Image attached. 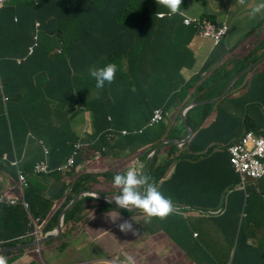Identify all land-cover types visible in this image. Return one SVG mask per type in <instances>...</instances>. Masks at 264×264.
I'll list each match as a JSON object with an SVG mask.
<instances>
[{
  "label": "trees",
  "instance_id": "1",
  "mask_svg": "<svg viewBox=\"0 0 264 264\" xmlns=\"http://www.w3.org/2000/svg\"><path fill=\"white\" fill-rule=\"evenodd\" d=\"M185 3L187 1L182 0V5ZM78 9L80 10L76 13ZM165 9L157 0H41L40 5L35 0H11L1 9L0 81L3 90L0 91V160H3L4 150L1 145L5 138L10 149L18 147L19 140L10 132V127L24 121L25 116H36L50 124L51 131L37 126L41 133H36V136L44 133L51 137L50 140H45L46 146L52 148L50 162L53 168L60 166L58 160L64 162L73 155L72 142L76 139V130L72 128L74 125H71V118L77 119L83 113L90 117L95 132L99 135V149L108 145L107 132L113 127L129 130L132 134L127 136L128 139L144 140L134 145L131 148L133 150L153 145L163 136L174 137L181 113L174 118L175 125L171 130L168 121L146 128L154 115V108L165 110L164 113H173L175 106L177 110L182 105L183 108L192 88H196V92L202 91L196 96L198 101L213 98L215 93L209 89L214 85L213 79L202 81L211 72L208 61L197 65L199 57H188L186 54L188 39L191 37L190 26L183 24V16L179 14L157 17V12ZM143 10V14H140L139 11ZM132 11L135 12L134 15L139 13V18L138 15L133 17ZM133 19L136 20L135 24L132 23ZM37 23H40L41 28L38 29L39 45L36 52L26 62L19 64L17 59L25 57L29 46L34 43ZM58 49H63V52L56 53ZM104 64L115 65L117 74L111 86L98 90L94 80L88 76V68L90 65ZM246 65L247 63L241 62L236 72ZM184 66L188 68L185 73ZM140 71L143 72L141 75ZM232 75L229 72L225 81L228 82ZM251 81L247 92L252 88L254 95L250 98L247 92L241 95V108L248 106L249 109L254 104L263 106L264 70L255 74ZM5 96L9 99L8 102H5ZM79 98L85 102L81 104H85L86 109H80ZM216 105L214 102L194 107L190 110L189 122L194 120V114L196 123L204 121ZM248 109L246 119L249 117ZM61 113L64 114L61 116ZM218 113L217 123L228 120L222 109L219 108ZM254 122L255 120H246L244 124L247 129H252L255 127ZM260 126L261 123L257 129ZM142 129V133L133 132ZM215 135L213 125L202 128L191 141L193 150L197 153L206 150ZM122 147L116 146L115 151ZM171 155L172 150L168 157L161 159V164L156 169L160 172L159 176L166 173L170 175L157 180L156 185L165 196L172 198V206L191 205L199 209L217 210L224 191L233 188L238 179L229 162L228 153L225 154L223 148L215 146L210 148L207 156H202V164L179 160L172 169L168 164V160L173 157ZM4 165L7 166L8 162ZM32 167L33 163L23 165V169L29 171ZM11 170L13 174L17 173L16 168ZM114 174L115 171H110L109 176L112 178ZM50 175H44V181ZM28 194L33 210L47 218L54 206L53 201L34 197L32 189L27 191ZM262 194L263 191L255 196L258 208L250 210L247 209L249 194L245 197V192L241 189L229 190L225 195L222 214L212 219L214 227H220L234 246L229 264H264ZM41 206L46 207L47 214L41 209L36 210ZM189 213L188 210H172L163 218L150 219L160 226L166 236L173 231L176 235L187 237L189 232L188 237L191 238L194 232L197 236L199 234L195 231V224L189 223L193 219L184 217ZM0 223V241H18L28 231H32L29 217L22 205H0ZM160 223H168L169 227H162ZM54 224L56 222L50 227L53 228ZM201 233L209 236L204 230ZM192 246V255L200 257L203 251L201 240L192 242ZM224 263L227 261L220 262Z\"/></svg>",
  "mask_w": 264,
  "mask_h": 264
},
{
  "label": "crops",
  "instance_id": "2",
  "mask_svg": "<svg viewBox=\"0 0 264 264\" xmlns=\"http://www.w3.org/2000/svg\"><path fill=\"white\" fill-rule=\"evenodd\" d=\"M256 2L257 0H188L187 3L182 5V8L190 15H211L214 21L219 23L226 22L229 25V31L220 45H214L210 38L198 35L189 27V35L191 37L188 39L185 50L188 57L191 55L199 57L197 59V65H202L205 61H208L210 64L211 72L204 77L202 81H207V78L213 79L214 85L209 87V89L215 93L213 98L218 96V99L216 98L217 100H210L204 103L216 102L217 105L213 108L208 118L198 123L195 121V114L193 115L194 120L189 122V113L194 107L203 104H198L189 109L186 125L182 123L180 117L178 130L174 137L163 136L159 141L154 142L153 145L140 150L134 149L135 152H139V156L136 157V160L133 162L122 160L124 162L122 164L125 165V167H138L141 174L145 176L149 175L148 178L152 179L150 170L155 167V174L159 176L160 172H157L156 169L161 164V159L169 156L170 150H172L171 156L173 157L168 160V164L172 169L174 164L179 160H183L184 163H201V160L204 159L202 156H207L210 152V148L215 146L223 148L225 154H227L226 147L235 142V140L247 129L244 124L246 120H255V122H257V127H252L251 130L262 133L261 131L264 127V103H262L263 106L261 107L255 104L251 105L247 112L249 117L246 119L245 113L247 106L241 108L240 102L241 95L246 93L249 84H252L251 80L253 76L264 70V68H262L260 71L254 72L255 68L264 61V30L256 33L253 40H247L248 33L260 25L252 24L247 28L241 27V23L252 19L249 17L248 12L255 6ZM255 18L258 22L264 21V11L257 14ZM257 46L258 48L254 50ZM241 53L244 54L243 57H241ZM241 62L247 63V65L244 69L236 72V68L239 67ZM184 67L185 71L183 72L185 73L188 68L186 66ZM241 71L244 72L237 78V81L242 78L240 82L234 88H232V85L229 90L226 91L227 85L231 79ZM229 72L233 75L232 78L226 82L225 77ZM186 79L188 80L189 78ZM196 86L199 89V85L196 84ZM201 92H199V90L196 92V88H192L190 94L185 99V103L188 104L190 102H201L205 100H196V96H199ZM247 93L249 98L254 95L252 88ZM94 96H97V94H94ZM182 106L179 110L175 109L176 106L174 107L172 110L174 118L181 113ZM219 108L226 114L227 121L222 120L219 123L216 122V118L219 115ZM87 121H90V117L84 115L74 120L76 134L86 132L89 127L86 125ZM259 122L261 126L257 129L260 125ZM211 125L214 126V134L216 135L206 150L204 149L203 152L197 153L193 150L194 147L191 141L202 128L210 127ZM16 127H23V121L19 122ZM171 128L172 127H170V130ZM36 132L39 133L37 130ZM181 139H187V141L183 144L176 141ZM143 141L142 138L128 139L127 137H122L118 141V146L121 145L123 147L118 151L119 153H127L128 148L133 150L131 148H133L134 145L140 144ZM5 148L10 150L9 144H6ZM152 152L154 156L151 158L150 155ZM111 161L112 160H110V162ZM110 162L109 164L100 163V166H89L86 160H78L79 167L75 176H71L73 173H71L69 169H66L53 172L45 181V177L38 178V176L30 180L32 192L35 194V197L46 198V200H54L55 202L54 209L51 210L49 219L46 220L45 231L46 227L50 226L55 219L57 220L56 215H60V212H58L59 209L66 206L69 201H72L85 191L92 190L100 192L109 197L118 194V188L113 186L112 180L105 178L107 169L114 170ZM0 166L2 167V169H0V180H10L12 178L11 174L6 171V167L3 165ZM91 177L94 181L90 180ZM254 185L257 190H261L256 184ZM246 190L248 191L247 188ZM261 191L264 192V187ZM81 201H83L84 204L74 214L70 215L69 219L67 218V223L65 222L66 226L64 225L65 228H63V231L60 229L58 234L52 235V240H48V242L44 243L41 254L37 252V249L32 248L18 250L16 249L18 247H16L8 251L4 249L3 253L7 255H0V262L6 261L9 262L8 264H112L119 255L121 260H132L135 264H157L158 262H154V258L147 257L148 253L151 252V244L155 246V255H163V259H160V264H162L163 261L167 264H177L178 259L184 260L187 256L190 258L195 257L192 255V242H195V240H193L192 237H188L189 232L187 233V237H183L176 235L172 231L167 236V252L159 249L158 247L160 246L161 239L154 240V242H152V240L154 234L159 233L161 236L163 235L162 229L156 222H149L151 217L148 216H146L147 221L140 217L141 221H138L140 228L137 226L134 227L137 230L136 233L140 231L146 240V244L140 243V245L143 246V251L136 254L133 250L128 248L127 233L120 231L117 236L111 234V231L120 222L128 220L132 216H136L134 212L123 211L131 215L129 218L125 217L121 209L99 198H95L90 194L84 196ZM110 215L115 221H112ZM201 220L202 219H197L193 223L191 221L189 223H191V225L195 224L196 230H206L208 235L210 233L211 237L205 239L200 238L199 235V240H201V245L203 246L202 255H200V257H195L197 261L195 263L191 262V264H220L223 260L231 262L234 247L230 244V239L226 237L227 234L225 235L220 227L215 226V228L213 223L203 222ZM58 225L59 221L54 229L58 228ZM160 225L162 224L160 223ZM162 227L168 228L169 224L165 223ZM52 230L46 232L48 233ZM219 230L222 231L223 235ZM22 241L25 244L30 243L29 239H24ZM1 247L8 248V245H2ZM26 247L28 248L29 246ZM172 257L177 258L173 259Z\"/></svg>",
  "mask_w": 264,
  "mask_h": 264
},
{
  "label": "clouds",
  "instance_id": "3",
  "mask_svg": "<svg viewBox=\"0 0 264 264\" xmlns=\"http://www.w3.org/2000/svg\"><path fill=\"white\" fill-rule=\"evenodd\" d=\"M10 1L11 0H4V2H1L0 0V10L5 8ZM35 1L37 2L38 5H40V0H35ZM157 3L162 4L167 9V11L161 10L157 12V17L159 18H163L165 16L171 17L173 15L179 14L183 16L182 22L184 25L192 27V29L198 35L205 37V38H210L214 45H220L223 38L227 35L229 31L228 23L216 22L212 19L211 15H205L204 17L203 15L197 16V15L188 14L186 10L182 8V0H157ZM262 11H264V0H257L255 6L252 7L250 11L248 12V15L250 18H255L257 14L261 13ZM160 13H162V15H159ZM190 18L198 19L200 21V24H202L201 27H199L198 26L199 24L194 21L188 23ZM205 20L207 21V23L212 25L213 31L215 29L217 30L224 26L227 27L226 32L223 34V36L218 41V43L215 42L214 36L203 34V29L206 27V24L204 23ZM36 27H37V32H36V36L34 37V43L29 46L28 53L25 57L17 59L19 64H23L24 62H26L28 58L33 56L36 52V49L39 45L38 29L40 28V23H37ZM55 52L61 54L63 52V49H58ZM116 74H117V67L112 64L90 65L88 68V76L89 78L94 80L95 88L98 90H103L106 87L111 86L113 84L114 77L116 76ZM236 81L237 79L234 81L232 85H234ZM2 90H3V85H2V82L0 81V91ZM217 97L212 98V99L217 100L218 99ZM212 99H205V100H212ZM4 100L5 102H8L9 99L5 96ZM78 102L80 103V106H79L80 109H86L85 104H81V103H85L83 99L79 98ZM83 115L87 116V114L85 115V113H83ZM181 116H182V112H181ZM186 119H187V116H186ZM74 120L75 119L72 117L71 125L72 123L74 125ZM108 121H111V120L108 119ZM163 121H168L169 122L168 125L172 127L175 124L174 114L169 111V114L167 115L165 119L162 120V122ZM149 123L150 121L147 123L146 128H152L155 126V125L149 126ZM86 125L89 126L86 132L76 134V139L74 140V142H72V144L74 145L73 155L64 162H62V160H58L60 162L59 164L60 166L55 167V168L51 167V162H50V156L52 155V148H49L48 146H46L47 143L45 140V139L50 140L51 137H49L48 134H44V133H42L40 137L36 136V133H37L36 130L38 131L37 126L41 128L42 130L51 131L50 124H47L46 121L39 119V118L25 116V120L23 121V127H16V126L10 127V132L14 133L17 136L19 141H17L18 147L14 146L10 150H8V148H5L6 144H9L6 138L3 140V143L1 145V148L4 150V153L2 157L3 160H0V165H3L4 167H6V171H8L11 174L12 178L10 180H0V205H5L9 207H15V206L22 205L29 217L30 227L32 231H28L18 241H0V255L6 256L7 254L3 253L4 249H6L5 251H8L16 247H18L16 248L18 250L29 249V248L37 249V252L41 254L44 243L48 242V240H52L53 236L59 233L58 230L60 226L63 231V228H65L66 226L65 222L67 221V218L69 219L70 215L72 213H75L77 210H79L80 207L84 204V202L81 201V199L84 196L90 194L91 196L98 198V196L91 193V192H96V191L87 190L83 193L82 198L78 199L79 198L78 196L72 201H69V203L66 206L61 207L59 209L58 212H60V215L59 214L56 215L57 220L55 219L54 222L58 224V221H59L58 228L54 229L56 224H54V227L51 228L50 226L54 223L52 222L50 226L46 227V231L52 230V229L54 230L47 233L45 231V225H46V220L49 219V215L51 211L49 212V215L47 218L40 216L39 214L36 213V211L33 210L32 204L30 203L27 197V191L32 189V186L30 183V180L32 178H35L36 176H38V178L45 177L44 175H49V174H52L53 172L62 171L66 169H69L70 172L73 173L71 176H75L78 170V167H79L78 160H86L89 166H97V165L100 166V163H102V161H100L101 155L103 153L107 154L109 158L108 160H111L114 156L118 155L119 153L118 150L115 151L116 146H118L119 139L132 134L127 129H124V128L117 129L113 127L107 132L108 145L104 146L102 149H99L98 144H97L99 135L97 136V133L95 132L93 122L91 120L87 121ZM72 128H74V126H72ZM247 131H251L255 135H264V132L258 133V132H255L254 130L246 129L244 133L238 139L235 140V142L229 144L226 147V151L229 155V162L234 172L238 175V179H237V183L233 186V188L226 189L224 191L225 195L229 190L231 191L234 189L236 190L241 189L242 191L245 192V197H246L248 196V194L246 195V192H247L246 188L248 185H253L256 193L258 194L262 193L261 190L259 191L256 189L254 182H249L250 184H247L246 180L250 179L252 181H256V180H260L264 178V176L260 178L242 176L237 171L235 165L231 161V154L229 150L230 147L236 144L237 141L240 140ZM133 132L136 134L142 133L143 129L134 130ZM40 133L41 132L37 134H40ZM153 156L154 155L152 152L150 157L152 158ZM6 162H8L7 166L4 165L6 164ZM32 163H33V167H32L31 172L33 173V177L31 178L29 175V170L23 169V165L24 164L29 165ZM38 166H45L46 170L39 171ZM12 168L17 169L16 174H13L11 170ZM0 169H2L1 166H0ZM115 173L116 174H114L111 179H112L113 186L118 188V192H117L118 194L116 196L109 197L103 193L97 192L99 194H102L104 196L111 198L109 201H105L103 199L101 200L111 205H114L115 207L121 209L122 211L133 210V211H127V212H134L135 213V214L133 213L134 215H138L139 217H142L145 221H147L146 216L163 218L166 215H168L172 210L173 211L188 210V212L190 213L188 215L185 214L184 217L192 218L193 219L192 223L196 220L195 216L199 217V219H202V220L203 219H214L220 216L223 212V209H222V212L219 214L221 205L217 210L199 209L191 205H184L181 207L172 206V198L169 196H165L162 193V191L159 189V187L156 185V182L152 183L147 176L141 174L138 167H128L122 173H117V172ZM106 174L110 175V170L107 169L105 175ZM2 185L3 186L7 185V188H3ZM12 192H15V193L12 194ZM262 196L264 197V194H262ZM34 197H35V194H34ZM52 201L55 206L54 200ZM73 202H75L74 206L66 213L64 220L60 222L61 215L68 208V206H70ZM221 203H222V200H221ZM224 204H225V196L223 200V208H224ZM54 206L51 208V210L54 209ZM41 207L37 208L36 210L39 211V209H41L47 214L46 207L45 206H41ZM74 209L75 211H73ZM205 212L213 213V215H209L208 213H205ZM110 217L112 218L113 221H115V219H113L111 215ZM134 223H136V221L133 218L129 220H123L117 225V227L121 232H124V233L131 232L133 235H135L137 230L133 227ZM192 238L195 241H199V235L197 236L195 232L193 233ZM24 239H29L30 243H26V244L23 243L22 240ZM34 242H38V245H35V246L31 245ZM2 245H8V248L1 247ZM25 245L29 247L27 248ZM118 260H121L119 255L114 261H118ZM8 263L9 262H6V261L0 262V264H8ZM227 263H230V261Z\"/></svg>",
  "mask_w": 264,
  "mask_h": 264
},
{
  "label": "rangeland",
  "instance_id": "4",
  "mask_svg": "<svg viewBox=\"0 0 264 264\" xmlns=\"http://www.w3.org/2000/svg\"><path fill=\"white\" fill-rule=\"evenodd\" d=\"M252 24L253 25L259 24L260 26L259 27H255L253 31L251 30L248 33L247 40H253L254 39V35L256 33H258L261 30H264V21L258 22L256 18H252V19H249L247 21H244L243 23H241V27L242 28H247V27H250ZM257 48H258V46L255 47L254 50H256ZM243 56H244V54L241 53V57H243ZM262 68H264V61L259 66H257L255 68L254 72L260 71ZM254 124H255V127H257V122H254ZM138 156H139V152H135V150H130L128 148L127 153H121V152L118 153V155L114 156L111 159L112 160L111 162H110V160H108L109 158H108L107 154H104L103 153L101 155V157H100V161H102L103 164L104 163L105 164H109V162H110V164L114 168V170H110V169H108V170L115 171L117 173H122V172H124L127 169V167H125V165L122 164V163H124L122 160H127V161H130V162H133L134 160H136V157H138ZM150 173L152 174V179H150V181L152 183H155L157 180L162 179V177H167L169 175V173H166V174H164V176H156V174H155V167L152 168V170H151ZM32 174L33 173L31 171H29V175H32ZM148 176L149 175H147V177ZM30 177L32 178L33 175L30 176ZM81 177H82V175H81ZM105 178L106 179H109V180H112L111 177L108 174H106ZM90 180L91 181H94V179L92 177L90 178ZM249 182H254L258 186V188H260L261 190H263V187H264V178H262L260 180H256V181H252L250 179H247L246 180V183L247 184H250ZM2 187L3 188H7V185L6 186H3L2 185ZM247 189H248L247 193L249 192L248 194L250 196L249 199H248V202H247V209L249 208L251 210L254 207L255 208H258V206H257L258 205L257 199L255 197V196H258V195H257V193L255 191L254 186L253 185H248L247 186ZM14 193L15 192H12V194H14ZM116 195L117 194H115L114 196H116ZM122 213L124 214L125 217H128L129 218L131 216L130 214L125 213L123 211H122ZM72 214H74V213H72ZM80 217H81V215H80ZM132 218L136 221V223H134L133 227L137 226V227L140 228L139 222H138V221H141L140 220V217L138 215H136V216L130 217L129 219H132ZM195 218H196V220L199 219V217H197V216H195ZM201 221H203V222H211V223L213 222L212 219H203ZM149 222H154L155 223V221L154 220H151V219H149ZM217 230H218V228H217ZM195 231H197L199 233L200 238L209 239L211 237L210 233H209V236H206L205 234L201 233V231H203V230H195ZM204 231L207 232L206 230H204ZM119 232H120V230L118 229V227L116 225L115 228L111 231V234L114 235V236H117L119 234ZM219 232L223 235V233H222L221 230H219ZM127 234H128V236H127L128 237V248L131 249V250H133V252H135L136 254L142 252L143 251V249H142L143 246L140 245V243L146 244V240H145L144 236L140 233V231H138V233H136L135 235H133L131 232H128ZM158 239H161L160 240V246L158 248L159 249H162L165 252H167V250H168V239H167V236L165 234H163L161 236V234H159V233L154 234V238H153L152 242H154V240H158ZM113 247H116V246H113ZM154 247H155L154 244H151V247H150L151 252L148 253L147 257L148 258H150V257L151 258H154V262H158L157 264H160V259L161 260L163 259V255H161V256L155 255V251H154L155 248ZM172 258L173 259H176L177 257H172ZM196 261H197V258H195V257L190 258L189 256H187V257H185L184 260H179L178 259L177 260V262H178L177 264H191V262L192 263H195ZM162 264H167V263L165 261H163Z\"/></svg>",
  "mask_w": 264,
  "mask_h": 264
},
{
  "label": "built area",
  "instance_id": "5",
  "mask_svg": "<svg viewBox=\"0 0 264 264\" xmlns=\"http://www.w3.org/2000/svg\"><path fill=\"white\" fill-rule=\"evenodd\" d=\"M1 2H4V0H1ZM159 15H162V13ZM192 21L198 23V26L201 27L202 24H200L198 19L190 18L188 23ZM204 23L206 27L203 29V34L214 36L215 42L218 43L226 32L227 27L224 26L213 31L212 25L207 23L206 20ZM166 115H168V113H164L162 109H156L150 120L149 126L160 123ZM229 150L231 161L242 176L252 178L264 176V135H255L253 132L247 131ZM38 170H46V167L38 166ZM112 264H135V262L127 259L114 261Z\"/></svg>",
  "mask_w": 264,
  "mask_h": 264
},
{
  "label": "water",
  "instance_id": "6",
  "mask_svg": "<svg viewBox=\"0 0 264 264\" xmlns=\"http://www.w3.org/2000/svg\"><path fill=\"white\" fill-rule=\"evenodd\" d=\"M249 68H251V67H249ZM247 70V69H246ZM245 71V70H244ZM243 71V72H244ZM243 72H241V73H239V74H237L231 81H230V83L228 84V86H227V88H226V91L229 89V87L234 83V81L243 73ZM212 100H215V99H212ZM210 100H203V101H201V102H191V103H189L188 105H186L185 107H184V109H183V111H182V116H181V119H182V121H183V123L186 125V116H187V112H188V110L189 109H191V108H193L194 106H196V105H198V104H203L204 102H209ZM176 141H178L180 144H183V143H185L186 141H187V139L186 140H183V139H181V140H176ZM92 194H94V195H96V196H98V198H100V199H103V200H105V201H109L111 198H109V197H107V196H104V195H102V194H99V193H97V192H91ZM82 196H83V194H81L80 196H79V198L78 199H80V198H82ZM224 196H225V193L223 194V196H222V203H221V207H220V211H219V214L222 212V209H223V200H224ZM74 203L75 202H73L70 206H68V208L63 212V214L61 215V218H60V222L61 221H63L64 220V217H65V215H66V213L74 206ZM136 210V209H135ZM127 211H133V210H127ZM205 213H208V212H205ZM209 215H213V213H208ZM60 229H61V226L59 227V232H60ZM31 245H33V246H35V245H38V242H34L33 244H31Z\"/></svg>",
  "mask_w": 264,
  "mask_h": 264
},
{
  "label": "bare ground",
  "instance_id": "7",
  "mask_svg": "<svg viewBox=\"0 0 264 264\" xmlns=\"http://www.w3.org/2000/svg\"><path fill=\"white\" fill-rule=\"evenodd\" d=\"M40 2H41V0H40ZM94 3H95V2H94ZM79 10H80V9H78V11H76V13L79 12ZM140 10H141V8H140ZM165 10H166V9H165ZM165 10H164V11H165ZM133 11H134V9H133ZM133 11L131 12V13L133 14V17H135V15H138V18H139V13H138V11L136 12V13H138V14H135V15H134L135 12L133 13ZM139 12H141L140 14H143L142 12H144V10H143V11H139ZM158 12H159V11H158ZM140 16H141V15H140ZM136 18H137V16H136ZM136 18H134V19H136ZM134 19H133V20H134ZM130 20H131V19H130ZM137 20H138V19H137ZM135 21H136V20H134V22H132V23L135 24ZM127 22H129V20H128ZM132 23H131V25H132ZM127 24H128V23H127ZM40 28H41V27H40ZM40 28H39V29H40ZM77 35H78V34H77ZM145 69H146V68H145ZM145 69H143V71H144ZM151 69H152V68H151ZM141 70H142V68H141ZM146 71H147V69L145 70V72H146ZM141 72H142V71H140V75H141ZM142 73H143V72H142ZM147 73H148V72H147ZM137 75H138V73L136 74V76H137ZM136 76H135V77H136ZM138 77H139V76H138ZM138 77H137V78H138ZM146 77H147V76H146ZM148 77H149V75H148ZM78 78H79V77H78ZM139 78H140V77H139ZM145 80H146V79H145ZM145 80H144V81H145ZM128 81H129V78H128ZM130 81H131V80H130ZM137 81H138V80H137ZM147 81H149V80H147ZM196 84H197V83H196ZM199 84H200V83H199ZM131 85H132V84H131ZM200 86H201V85H200ZM133 87H135V86H133ZM198 87H199V86H198ZM133 89H134V88H133ZM141 89H142V88H141ZM173 90H174V89H173ZM137 91H138V90H137ZM176 91H177V89H176ZM78 92H79V91H78ZM80 94H81V93H80ZM131 94H132V93H131ZM165 95H167V94H165ZM143 96H144V95H143ZM154 96H155V94H154ZM157 96L159 97V95H157ZM172 96H173V95H172ZM118 97H119V96H118ZM131 97H132V95H131ZM155 97H156V96H155ZM165 97H166V96H165ZM132 98H133V97H132ZM132 98H131V99H132ZM144 98H145V96H144ZM153 98H154V97H153ZM167 98H168V97H167ZM164 99H165V98H163L162 100L164 101ZM157 100H158V99H157ZM166 100H167V99H166ZM190 100H191V99H190ZM163 101H162V102H163ZM178 101H179V100H178ZM164 102H165V101H164ZM88 103H89V102H88ZM134 103H135V102H134ZM148 103H149V102H148ZM178 103H179V102H178ZM215 103H216V102H215ZM176 105H178V104H176ZM88 106H89V105H88ZM166 106H167V105H166ZM169 106H170V104H169ZM90 107H91V106H90ZM90 107H89V108H90ZM247 107H248V106H247ZM250 107H251V106H250ZM164 108H165V107H164ZM167 108H168V107H167ZM87 109H88V108H87ZM154 109L156 110V109H158V108H154ZM247 109H248V108H247ZM78 110H79V109H78ZM152 110H153V109H152ZM182 110H183V109H182ZM182 110H181V111H182ZM73 111H74V110H73ZM87 111H88V110H87ZM164 111H165V110H164ZM164 111H163V112H164ZM154 112H155V111H154ZM154 112H153V113H154ZM247 112H248V110H247ZM69 113H70V112H69ZM79 113H80V112H79ZM121 113H122V112H121ZM168 113H169V112H168ZM62 114H64V113H61L60 115L62 116ZM75 114H76V113H75ZM38 115H39V114H38ZM56 115H57V114H56ZM78 115H79V114H78ZM32 116H33V115H32ZM41 117H42V116H41ZM57 117H58V115H57ZM76 117H77V116H76ZM166 117H167V116H166ZM166 117H165V118H166ZM178 117H179V116H178ZM35 118H36V116H35ZM67 118H68V117H67ZM150 119H151V118H150ZM178 119H179V118H178ZM43 120H44V119H43ZM165 123H167V122H165ZM259 123H260V122H259ZM176 124H177V121H176ZM143 125H144V124H143ZM158 125H159V124H158ZM158 125H156V126H158ZM174 125H175V124H174ZM178 125H179V124H178ZM145 126H146V125H145ZM129 136H130V135H129ZM39 137H40V136H39ZM126 137H127V136H126ZM125 151H126V150H125ZM176 164H177V163H176ZM30 174H31V173H30ZM32 175H33V174H32ZM32 175H30V176H32ZM255 194H256V193H255ZM27 196H29V194H28ZM28 198H29V197H28ZM29 199H30V198H29ZM235 238H236V237H235Z\"/></svg>",
  "mask_w": 264,
  "mask_h": 264
}]
</instances>
